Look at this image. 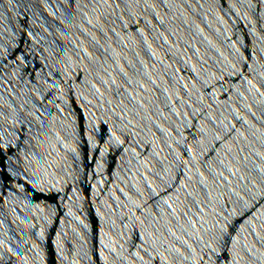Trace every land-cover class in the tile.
<instances>
[{
  "label": "water",
  "instance_id": "obj_1",
  "mask_svg": "<svg viewBox=\"0 0 264 264\" xmlns=\"http://www.w3.org/2000/svg\"><path fill=\"white\" fill-rule=\"evenodd\" d=\"M0 264H264V0H0Z\"/></svg>",
  "mask_w": 264,
  "mask_h": 264
}]
</instances>
